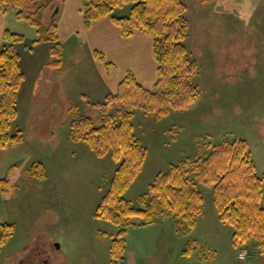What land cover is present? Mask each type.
Returning <instances> with one entry per match:
<instances>
[{
    "label": "rangeland",
    "instance_id": "1",
    "mask_svg": "<svg viewBox=\"0 0 264 264\" xmlns=\"http://www.w3.org/2000/svg\"><path fill=\"white\" fill-rule=\"evenodd\" d=\"M182 2L190 23L186 45L198 65L194 79L199 94L189 107L171 110L161 119L134 110V132L146 148V157L124 197L136 208L142 207L141 198L150 200L149 185L158 173L178 164L187 169V159H204L226 141L246 140L256 174L264 175V0ZM49 14L42 17L48 25L52 20ZM87 64L80 63L85 69L84 78L79 76L74 92L44 81L43 92L39 89L41 93L20 104L15 124L23 130L24 141L19 147H26L28 157L18 165V178L12 179L11 185L7 182L10 189L5 198L16 210L24 205V215L19 211L14 218L11 235H20L24 227L31 233L39 232L41 226L55 231L58 226L68 228L78 220L90 219L109 189L118 162L110 151L98 156L87 142L72 136L71 123L80 116H90L95 125H100L103 110L116 113L115 104L101 107L106 99L93 107L81 101L79 91L95 98L92 95L95 82L86 83L85 77L96 79V75L92 65ZM26 82L31 83L32 79L27 78ZM37 161L46 169L45 178L35 177L29 171ZM190 181L203 201L190 234H178L173 219L168 217L161 224L158 221V227L150 235L126 236L123 258L117 260L111 254V235H64L81 247L76 261L264 264L255 239L233 243L234 229L220 220L214 185L203 184L191 174ZM188 242L198 245V250L190 255L183 253ZM242 249L247 252L245 259L239 258Z\"/></svg>",
    "mask_w": 264,
    "mask_h": 264
},
{
    "label": "trees",
    "instance_id": "2",
    "mask_svg": "<svg viewBox=\"0 0 264 264\" xmlns=\"http://www.w3.org/2000/svg\"><path fill=\"white\" fill-rule=\"evenodd\" d=\"M55 0H0V14L9 9L17 11V18L38 29L37 41L49 42L51 60L57 69L63 63L62 45L58 37L57 21L42 23L43 11ZM203 2L208 0H201ZM84 23L112 15L114 9L130 4L125 16H113L122 35L128 37L139 29L152 38L153 55L158 62L154 86L144 87L132 71L118 84L115 93L106 97L101 107L115 104L116 113L102 111L100 125L90 116H80L71 123L75 140L85 141L98 156L111 152L118 166L106 194L95 210V216L119 226L112 240L113 259H122L126 248V229L136 225L161 222L170 217L180 235H188L195 227L202 207V196L190 181V174L203 184H213L215 204L220 220L233 226V243L255 239L264 259V175L256 174V166L248 150L247 141L235 139L216 147L204 159H187L189 168L172 165L156 175L149 185L150 200L141 198V208L134 207L124 197L142 170L146 148L134 132V110L156 119L171 110L189 107L199 94L194 76L197 63L186 45L190 23L185 16L182 0H84ZM23 36L11 31L4 34L0 48V146L17 144L21 131L9 134L12 120L17 115V93L23 80L20 55L14 47ZM30 173L46 177L42 162H33ZM5 184L2 187V184ZM7 180L0 182L6 191ZM14 231L11 223H0V248ZM198 250L197 242H188L183 253Z\"/></svg>",
    "mask_w": 264,
    "mask_h": 264
},
{
    "label": "crops",
    "instance_id": "3",
    "mask_svg": "<svg viewBox=\"0 0 264 264\" xmlns=\"http://www.w3.org/2000/svg\"><path fill=\"white\" fill-rule=\"evenodd\" d=\"M129 5L118 7L112 15L95 20L90 26H86L84 0H55L50 3L44 10L43 17L45 18L51 12L49 18H56L57 21L63 56V63L59 69L49 64L50 43L37 41L39 34L36 27L19 20L17 11L14 9L0 14V48L4 44L6 31L23 36L22 41L14 44L20 53L23 80L17 93V115L9 128L11 135L21 131L22 138L17 144L0 146V182L7 180L11 185L14 179L18 178V165L28 157L26 147H19L24 141V134L22 129H18L15 120L20 114V104L23 105L28 97L41 93L39 89L43 92L44 81H51L52 85L63 87L62 89L66 88L69 93L74 92L78 78L83 77V70H85L80 63L84 61L90 63L96 79L87 75L85 80L86 83L95 82L92 95L99 98L94 100L95 98L82 91H79L78 95L84 104L92 107L96 103L103 102L109 94L115 93L118 84L128 71H132L144 87L151 89L154 86L158 62L153 55L152 38L139 29L134 30L132 35L124 37L120 26L113 20V16L127 15ZM55 9L58 10L54 15ZM42 23L45 26L48 25L46 21L42 20ZM27 78L32 79V82H26ZM54 79L56 81H53ZM12 179L13 182H11ZM4 185L3 183L2 187ZM6 187V191H0V223L15 225L14 218L19 211L24 215L22 210L24 205H20L16 210L14 204H10L5 198V195L9 193V184ZM39 202L40 206L42 201L39 200ZM56 204L58 205V201ZM44 206L47 209L48 201L44 203ZM157 227V222L136 225L128 227L125 235H150L153 228ZM46 229L41 226L39 232L31 233L24 227L23 231L19 232L20 235H11L0 248V264H77L79 261L77 262L76 259L81 253V247L74 240L66 239L64 235H111L113 240L120 228L104 218L93 216L85 221L78 220V223H73L68 228L58 226L55 231Z\"/></svg>",
    "mask_w": 264,
    "mask_h": 264
},
{
    "label": "built area",
    "instance_id": "4",
    "mask_svg": "<svg viewBox=\"0 0 264 264\" xmlns=\"http://www.w3.org/2000/svg\"><path fill=\"white\" fill-rule=\"evenodd\" d=\"M246 256H247V252H246V250H240V252H239V258H241V259H244V258H246Z\"/></svg>",
    "mask_w": 264,
    "mask_h": 264
},
{
    "label": "water",
    "instance_id": "5",
    "mask_svg": "<svg viewBox=\"0 0 264 264\" xmlns=\"http://www.w3.org/2000/svg\"><path fill=\"white\" fill-rule=\"evenodd\" d=\"M57 10H58V9H55V10H54V12H53L54 15L56 14Z\"/></svg>",
    "mask_w": 264,
    "mask_h": 264
}]
</instances>
